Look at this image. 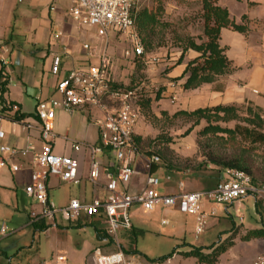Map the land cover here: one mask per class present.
<instances>
[{
    "label": "crops",
    "instance_id": "obj_1",
    "mask_svg": "<svg viewBox=\"0 0 264 264\" xmlns=\"http://www.w3.org/2000/svg\"><path fill=\"white\" fill-rule=\"evenodd\" d=\"M73 4L74 0H0V82H6V92L0 95V130L4 134L0 144L28 151L25 156L0 155L7 162L5 167L0 168V205L12 209L22 219L26 217L24 226H29L33 231L29 245L8 247L13 249L11 251L7 247L1 248L0 264H54L57 256L64 258L62 264H94L97 254L116 251L105 234L106 225L100 216L66 222L57 214L53 220H44L45 229L35 230L29 225V213L39 210L36 202L24 193L33 169L32 155L43 144L39 121L35 116L37 102L58 98L56 83L71 70L98 65L104 52L102 48L107 45L97 36L95 28L80 26L71 18L69 10ZM217 5L227 9L235 24H242L241 18L246 17L245 34L226 28L219 33L218 43L225 48L224 54L231 62L233 71L219 78L218 82L184 91L181 84L185 77L181 76L187 63L198 56L193 51H187L183 61L166 74L167 78H179L176 85L167 83V79L158 80L166 88L158 99L151 101L150 109L154 115H173L177 111H193L217 105L240 106L245 101L264 110V0H217ZM55 56L60 59L57 74L51 72ZM133 65L130 69H133ZM153 71L152 66H149L146 73L152 76ZM217 85H220L219 89ZM12 105H16L18 111L12 110ZM169 105L173 108H169ZM139 114L134 129L139 148L135 150L131 162L133 175L128 183L118 184L119 190L130 194L141 192L145 189L148 173L159 179L155 189L160 195L207 190L225 179L224 173L212 170L187 172V177L184 173L161 166L153 165L152 172L151 168L147 169L148 156L140 151L145 138L142 132L145 116L141 111ZM16 115H22L23 118L17 120ZM99 117L101 113L92 107L77 108L72 113L63 110L54 112L52 130L55 139L52 150L77 161L79 181L69 184L57 177L48 178L47 196L56 207L66 205L71 199L89 203L93 199H103L107 194V180L102 172L94 182L88 178L90 154L86 146L100 144L95 125ZM71 142L81 144L79 151L72 149ZM96 159L101 171L116 170L117 163L109 149H103ZM12 164H22V169L13 172L10 169ZM179 183L183 185L182 190L178 187ZM259 198V195H255V199ZM137 208L139 206L130 209V220L133 228L145 232L138 227L145 223L136 217ZM164 208L177 210L175 207ZM256 221L260 222L259 216ZM40 235L46 236V253L39 246ZM126 235V231L118 234L123 245L127 243ZM131 249L144 256L135 244Z\"/></svg>",
    "mask_w": 264,
    "mask_h": 264
},
{
    "label": "built area",
    "instance_id": "obj_2",
    "mask_svg": "<svg viewBox=\"0 0 264 264\" xmlns=\"http://www.w3.org/2000/svg\"><path fill=\"white\" fill-rule=\"evenodd\" d=\"M138 0H74L69 10L71 18L80 26L93 27L99 38L107 43L110 31L122 34L129 45L123 52L125 59L138 58L144 53L143 43L135 30L132 10ZM168 60L161 54H150L146 58V65L154 66L166 63ZM60 59L54 57L51 72L57 74ZM112 62L103 52L98 65L86 69L71 70L60 79L55 86L58 98L37 102L35 116L39 121V134L43 142L41 149L32 155L30 182L24 188V193L31 197L39 210L31 213L30 223L41 220H53L59 215L66 222H76L81 217L92 218L100 216L106 225L105 234L111 240L116 251L110 254H97L94 264H153L134 251L126 254L119 246L118 234L128 231L132 227L130 209L139 206L143 212L152 211L156 205L175 207L181 214L195 216V235H199L204 227L207 215L201 210L204 201L218 205H227L245 196H258L262 188L252 185L251 178L246 173L228 169L225 179L214 187L195 192L180 191L174 195H160L156 192L159 179L148 173L145 178V189L136 194H130L118 189V184H126L133 175L131 162L135 153L133 135L135 126L140 118L139 110L135 107V100L143 96L148 86L144 83L136 84L128 89L113 88L111 78ZM96 108L101 117L95 120L99 133V145H87L90 161L88 178L96 181L100 173L107 180L106 196L103 199H93L89 203L71 199L62 207H56L47 196L46 182L50 177H57L63 183L77 184V161L67 156H60L53 152L52 142L55 139L52 124L55 110L72 113L77 108ZM11 109L18 111L16 105ZM0 130V139L3 138ZM64 139H67L66 137ZM74 151H79L81 144L71 142ZM103 149L113 152L117 163L114 172L102 170L96 155ZM27 149L16 150L0 144V155L10 157L25 156ZM6 160L0 156V168L6 166ZM159 163L158 156L147 159V169ZM10 169L17 172L22 164H12ZM169 179V177H166ZM182 183L178 187L182 190ZM213 210L210 215H213ZM166 224V222H162ZM6 225L0 227V237L7 236ZM64 258L57 256L54 264H62ZM253 264H264V253L256 258Z\"/></svg>",
    "mask_w": 264,
    "mask_h": 264
},
{
    "label": "rangeland",
    "instance_id": "obj_3",
    "mask_svg": "<svg viewBox=\"0 0 264 264\" xmlns=\"http://www.w3.org/2000/svg\"><path fill=\"white\" fill-rule=\"evenodd\" d=\"M199 2L200 0H139L136 13L156 12L155 18L158 22L150 36L152 48L147 52L148 55L165 50L178 60L179 56L175 54L181 52L183 40L190 39L196 44L206 42L201 31L202 18ZM159 7L161 10L157 11ZM103 41L105 43V40ZM104 47L105 45L102 48L105 55L112 62L113 82L120 87L144 83L149 87L144 94L146 99H155L156 95L161 94L166 88L161 83L159 84L158 80L167 79V83L176 85L179 79L166 77V74H169L177 65V60L152 66L153 75L149 76L146 73L148 65L140 64L138 60L131 58L125 59L123 52L129 45L122 34L110 31L107 45ZM132 65L133 69H130ZM136 68H142L143 71H136ZM169 108L173 107L169 105ZM172 116L170 114L156 116L151 113L143 118L142 132L145 138L140 151L144 152L143 154L151 152L158 155L162 164L166 165L164 169L184 173L187 177L189 176L187 172L214 170L210 165L208 168V164L203 161L201 147L197 145L198 141L202 145L205 142L197 136V132L205 125V122L201 121L196 125L194 118ZM221 124L230 127L233 125V123ZM215 142L218 143V141ZM231 147L233 145H227L226 148L230 150ZM258 153L260 156L261 153ZM252 160L255 163V153ZM262 190L259 199H255V196H245L230 204L218 206L204 201L201 210L207 217L205 227L199 235H195L196 219L193 215L181 214L178 210L166 209L161 205H156L152 211L147 212H143L139 207L135 213L136 217L145 224L138 227L145 232L137 237L134 244L138 251L150 260L161 258L175 251L171 258L159 264H200L193 258L183 257L181 252L188 251L191 246L206 248L216 243L225 246L232 242L230 250L221 254L215 264H253L256 258L264 253V239L244 241L242 238L249 230L264 227V220H262L264 188ZM211 210L214 212L213 215H210ZM33 212L36 211L33 210L31 213ZM31 213H29V220H31ZM257 216L260 222L256 221ZM163 220L167 223L162 224ZM24 222H26V217L22 219L12 209L0 205V227L4 223L7 229V236L0 237V249L3 247L8 249L11 246L17 248L31 243L33 231L29 226H24ZM32 224L29 221V225L32 226ZM125 239H130V236L126 235ZM47 243L46 236L40 235L39 246L45 253L48 248ZM119 243L122 251H133L132 242L131 245L128 242L125 245L122 241ZM203 252L208 253L209 251L203 250Z\"/></svg>",
    "mask_w": 264,
    "mask_h": 264
},
{
    "label": "trees",
    "instance_id": "obj_4",
    "mask_svg": "<svg viewBox=\"0 0 264 264\" xmlns=\"http://www.w3.org/2000/svg\"><path fill=\"white\" fill-rule=\"evenodd\" d=\"M199 5L202 18L201 31L206 38V42L196 44L190 39L183 40L184 44L181 48V52L175 54L177 57L179 56L178 60L176 57L168 54L167 51L155 53L165 56L170 62L177 60V64L183 61L187 51H193L198 54L197 57L187 63L181 76V78L185 77L184 82L181 84V88L184 91L197 89L203 84L218 82L219 78L230 74L233 71V67L224 54L225 48L221 47L218 43L220 30L226 28L241 34H245L247 30L244 23L246 17L243 16L241 18L242 24H235L234 21L230 19L227 9L217 5V0H200ZM156 10L160 11L161 8L159 7ZM155 13H148L145 11L136 13V6L131 12V16L134 19L135 30L144 48L143 55L133 59L138 60L140 64L146 65L147 52L152 48L150 36L153 34V30L158 24ZM136 71L142 72L143 69L136 68ZM112 87L128 89L132 86L120 87L113 82ZM216 88L219 89L220 85H217ZM5 92L6 82L3 81L0 82V95L2 96ZM159 97L160 94H157L155 99ZM153 100L154 99H146L144 95L140 96L135 100V107H137L144 116L149 115L151 114L150 106ZM179 116L194 118V124L196 125L201 121L205 122V125L197 132L198 138L204 139L205 142L202 145L198 141L197 145L201 147L203 161L208 164V167L210 165L214 168L212 171L224 173L225 170L228 169L239 170L249 175L253 186L264 188V110L262 108L254 105L250 101H245L240 106L217 105L214 107L199 108L193 111H177L172 117ZM15 118L21 120L23 116L16 115ZM221 123L224 125L233 123V125L232 127L222 126ZM215 141H218V143ZM133 142L135 150H138L139 145L135 135H133ZM227 145H233V147L228 150L226 148ZM258 152L261 153L260 156H258ZM254 153L255 163L252 160ZM145 155L148 157L158 156L151 152H146ZM257 158H259V160ZM153 165L161 167L166 166L162 164L160 157L159 163ZM153 165L151 166V172L153 170ZM32 227L35 230L46 228L43 220L33 223ZM126 233L130 236V239L127 240L128 244L130 243L131 245L132 242L133 245L137 237L143 235L144 232L132 226ZM242 239L244 241L250 239H264V227L262 226L249 230ZM232 245V242H229L225 246H220L218 243L206 248L191 246L187 252H181V255L187 258H193L200 264H215L219 256L227 252ZM203 250L209 252L204 253ZM123 252L126 254L130 253L129 250H123ZM134 253L137 252L134 251ZM174 253L175 251H172L168 255L154 260L143 257L153 264H159L171 258Z\"/></svg>",
    "mask_w": 264,
    "mask_h": 264
}]
</instances>
